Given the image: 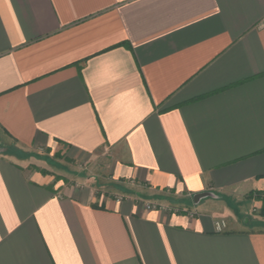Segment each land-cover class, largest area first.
<instances>
[{"label": "crops", "instance_id": "0c3cea01", "mask_svg": "<svg viewBox=\"0 0 264 264\" xmlns=\"http://www.w3.org/2000/svg\"><path fill=\"white\" fill-rule=\"evenodd\" d=\"M257 194L264 0H0V264H264Z\"/></svg>", "mask_w": 264, "mask_h": 264}, {"label": "rangeland", "instance_id": "374dc122", "mask_svg": "<svg viewBox=\"0 0 264 264\" xmlns=\"http://www.w3.org/2000/svg\"><path fill=\"white\" fill-rule=\"evenodd\" d=\"M24 155H25L24 157L27 159H32V158L34 159V160H29L27 162V164L25 165L26 168H28V170H33V171L35 170V171L40 172V173H42V171H45V172H47L46 174L42 173L44 176H50L51 175V176L55 177V180L61 179L56 175L58 173L57 171H61V172H59L60 174H62V175H59L61 177L63 175L69 176L70 175L69 173H73L74 176L76 173H80V172H83V173L88 174V175L91 174V171L89 168L82 167L80 169L77 165H75L71 162H67L66 160H65V162L64 161L62 162L64 165L62 163H58L55 160L52 162H48V164L46 163L47 164L46 165L44 163H41V161L40 162H38L37 160L35 161L36 157L34 158V156H32L30 154H24ZM36 159H38V158H36ZM55 159L58 160V158H55ZM64 166H68V168H65ZM40 167L41 168L45 167L46 170H42ZM66 169H68V171ZM48 170H50V171H48ZM70 171H72V172H70ZM64 173H66V174H64ZM74 176H69V178H73ZM92 176H94V175H92ZM99 181L103 182L101 180V178L99 179ZM114 186H118V185H114ZM262 197H264V194ZM184 199H186V198H183V197L177 198V202L179 201V203L177 205L168 206L167 207L168 209H165V212L168 214H171V215L180 214V213H185V214H189V215L192 214L191 209L189 207H187L186 202L183 201ZM248 199L249 198L247 197V200ZM261 199L263 200V204L261 205V203H259L257 201L258 203L256 204V206H253V207H255L253 209L254 210L253 215L257 216L260 214V217H262V216L264 217V199L263 198H261ZM148 204L155 205L153 203H148Z\"/></svg>", "mask_w": 264, "mask_h": 264}, {"label": "built area", "instance_id": "2783aa9c", "mask_svg": "<svg viewBox=\"0 0 264 264\" xmlns=\"http://www.w3.org/2000/svg\"><path fill=\"white\" fill-rule=\"evenodd\" d=\"M122 200V198H119L118 199V201H121ZM146 207L148 208V209H153V210H156V209H158L159 208V206H157V205H151V204H147L146 205ZM216 225V230L218 231V232H223L225 229H226V224H225V222H223V221H221V222H218V223H216L215 224Z\"/></svg>", "mask_w": 264, "mask_h": 264}, {"label": "water", "instance_id": "95a60500", "mask_svg": "<svg viewBox=\"0 0 264 264\" xmlns=\"http://www.w3.org/2000/svg\"><path fill=\"white\" fill-rule=\"evenodd\" d=\"M212 196L211 194L209 193H203V194H197L193 200L195 201V203H199L200 200L204 199V198H207V197H210Z\"/></svg>", "mask_w": 264, "mask_h": 264}, {"label": "trees", "instance_id": "16d2710c", "mask_svg": "<svg viewBox=\"0 0 264 264\" xmlns=\"http://www.w3.org/2000/svg\"><path fill=\"white\" fill-rule=\"evenodd\" d=\"M42 173L43 174H46L47 172L42 171ZM262 196H263V194H257L255 197H257V198H263L264 199V197H262Z\"/></svg>", "mask_w": 264, "mask_h": 264}]
</instances>
